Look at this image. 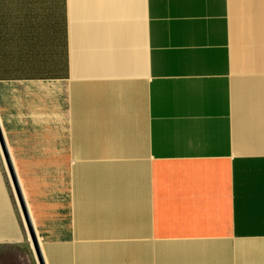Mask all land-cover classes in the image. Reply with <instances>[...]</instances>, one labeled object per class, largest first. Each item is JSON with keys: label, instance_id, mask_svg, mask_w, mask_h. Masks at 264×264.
<instances>
[{"label": "crops", "instance_id": "obj_1", "mask_svg": "<svg viewBox=\"0 0 264 264\" xmlns=\"http://www.w3.org/2000/svg\"><path fill=\"white\" fill-rule=\"evenodd\" d=\"M0 130L43 264H264V0H0Z\"/></svg>", "mask_w": 264, "mask_h": 264}, {"label": "water", "instance_id": "obj_2", "mask_svg": "<svg viewBox=\"0 0 264 264\" xmlns=\"http://www.w3.org/2000/svg\"><path fill=\"white\" fill-rule=\"evenodd\" d=\"M0 148H1L2 155L5 158L6 169H7V172L9 173L11 185H12V188H14V191H15V194H16V198H17V202L20 205V209H21V212H22V215H23V219L25 220V223H26L28 234L31 237V241H32V244H33L34 252H36L38 263L39 264H43L41 253L38 250L36 237L33 234L31 221L28 219V215H27V212H26V207H25V204L23 203V200H22L20 188L18 187L16 175H15V172L13 171V167H11V164H10V161H9V155H7V150H6L4 139L2 138L1 130H0Z\"/></svg>", "mask_w": 264, "mask_h": 264}]
</instances>
